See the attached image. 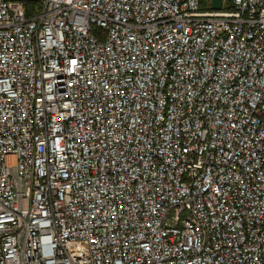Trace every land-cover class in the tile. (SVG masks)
Instances as JSON below:
<instances>
[{
  "label": "built area",
  "instance_id": "obj_1",
  "mask_svg": "<svg viewBox=\"0 0 264 264\" xmlns=\"http://www.w3.org/2000/svg\"><path fill=\"white\" fill-rule=\"evenodd\" d=\"M0 0V264H264V0Z\"/></svg>",
  "mask_w": 264,
  "mask_h": 264
},
{
  "label": "trees",
  "instance_id": "obj_2",
  "mask_svg": "<svg viewBox=\"0 0 264 264\" xmlns=\"http://www.w3.org/2000/svg\"><path fill=\"white\" fill-rule=\"evenodd\" d=\"M27 6L30 9H34V10H39V8L41 7V3L37 0H28L27 1Z\"/></svg>",
  "mask_w": 264,
  "mask_h": 264
},
{
  "label": "water",
  "instance_id": "obj_3",
  "mask_svg": "<svg viewBox=\"0 0 264 264\" xmlns=\"http://www.w3.org/2000/svg\"><path fill=\"white\" fill-rule=\"evenodd\" d=\"M223 0H211L210 8L211 9H220Z\"/></svg>",
  "mask_w": 264,
  "mask_h": 264
}]
</instances>
